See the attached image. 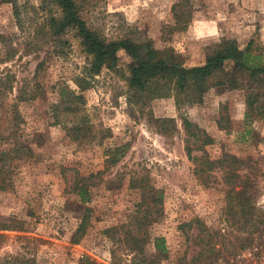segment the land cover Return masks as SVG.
Here are the masks:
<instances>
[{
	"label": "rangeland",
	"instance_id": "rangeland-1",
	"mask_svg": "<svg viewBox=\"0 0 264 264\" xmlns=\"http://www.w3.org/2000/svg\"><path fill=\"white\" fill-rule=\"evenodd\" d=\"M76 3L106 40H151L187 68L226 40L264 61V0ZM59 15L53 0H0V264H255L264 253V90L245 79L209 89L199 106L177 105L173 94L139 99L123 51L89 78L90 57L71 31L45 42L46 21ZM20 89L34 100L17 101ZM61 90L82 97L76 113L55 109ZM74 122L85 133L64 129ZM134 178L162 194L144 232L134 228ZM80 184L83 203L72 191ZM154 238L165 255L156 256Z\"/></svg>",
	"mask_w": 264,
	"mask_h": 264
},
{
	"label": "trees",
	"instance_id": "trees-1",
	"mask_svg": "<svg viewBox=\"0 0 264 264\" xmlns=\"http://www.w3.org/2000/svg\"><path fill=\"white\" fill-rule=\"evenodd\" d=\"M16 0H1L2 3L14 4ZM60 10L57 18L51 17L46 21L48 30L42 34L46 37V43L57 44L68 31L73 33L74 38L79 41L82 50L90 57L86 66V75L91 78L98 74L102 68H114L118 61L117 54L123 51L130 60L128 64L129 75L127 83L130 90L135 92V97L148 99L167 97L173 94L177 105L187 103L190 106H199L203 102L204 94L211 88L226 86L229 89H236L240 86V81L246 79L254 89L264 90V61L260 57L251 56L249 47L240 50L234 41H223L217 45L207 56L205 63L197 67H184L176 56L170 51L159 52L152 46L151 40L134 42L129 38L106 40L96 31L92 30L81 16L80 8L76 0H53ZM231 63L230 70L226 71L224 65ZM250 93L246 97V111L248 115L254 111V104L259 103V92ZM65 90H61V101L55 109L61 107L67 114L76 113L77 103H83L80 95L69 92L67 96ZM35 98L33 91L28 93L20 89L15 98L17 101H32ZM54 117H56L54 115ZM60 122V120H57ZM82 124V125H81ZM74 122L68 128L63 124L65 130H74L75 133H85L84 122ZM185 124L188 125L187 122ZM79 138V136H75ZM189 157L190 153L187 152ZM117 154L109 156L105 163L113 165L118 161ZM135 179V178H134ZM132 179L129 187L138 190L140 200L136 205L134 219L137 225L134 227L144 232L146 223L161 210L162 194L155 192L151 186L145 183L144 178ZM87 185H75L72 191L77 194L83 203L89 199ZM246 195V192H242ZM252 210V209H250ZM252 214V212H251ZM145 220L146 222H143ZM86 218L82 219L77 228L78 237L75 243L83 237ZM145 223V224H144ZM110 230H107L108 233ZM140 234V232H139ZM138 232H132L130 241L133 243V250L141 251L138 246ZM146 234V232H145ZM134 235V236H133ZM146 240H144L145 242ZM154 248L156 256L166 253L163 238H154ZM155 256V257H156ZM138 257V256H137ZM129 264H141L137 258H133Z\"/></svg>",
	"mask_w": 264,
	"mask_h": 264
},
{
	"label": "built area",
	"instance_id": "built-area-1",
	"mask_svg": "<svg viewBox=\"0 0 264 264\" xmlns=\"http://www.w3.org/2000/svg\"><path fill=\"white\" fill-rule=\"evenodd\" d=\"M255 264H264V253H262Z\"/></svg>",
	"mask_w": 264,
	"mask_h": 264
}]
</instances>
